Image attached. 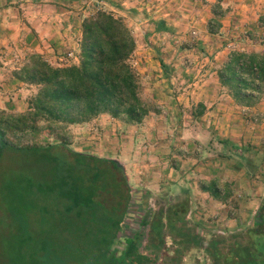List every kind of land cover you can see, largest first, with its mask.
I'll return each instance as SVG.
<instances>
[{"label": "rangeland", "instance_id": "rangeland-1", "mask_svg": "<svg viewBox=\"0 0 264 264\" xmlns=\"http://www.w3.org/2000/svg\"><path fill=\"white\" fill-rule=\"evenodd\" d=\"M115 1L127 10L139 11V15L130 18L127 10L108 6V9L125 17L134 26L139 41L134 65L142 76L143 96L152 112L140 126H128L108 116L86 126H69L65 139L75 152L118 160L126 169L131 201L122 235L115 245V249L119 250L118 255L125 248V234L139 229L148 215L154 217L168 204L178 201H189L187 219L191 225L200 229L205 243H211L216 236L229 238L244 234L252 225L264 199V162L254 178H250L246 169L238 167L239 163L235 160L219 159L217 154L222 145L218 137L244 146L252 145L260 152L258 157L263 156L262 138L253 140L251 137L264 135V113L252 114L249 109L242 107L228 112L220 110L222 107L217 110L210 108L202 120L195 122L190 114L193 108L176 106L175 100L191 90L190 85L194 89L201 88L208 81L211 83L212 76L213 79L214 76L217 78L218 69L231 52H264V27H258L257 22L261 15L264 16V8L258 13L254 11L250 25L243 22V26H237L240 23L237 18L242 19L237 13L241 11L243 3L240 0H227L225 6L230 5L232 10L220 19L218 32L210 34L208 24L213 18L215 0ZM101 6L107 7L103 3ZM87 9L92 10V2L89 0L83 3H71L70 0H0L1 112L25 113L29 100L36 95V87L14 79V72L26 64L31 53L43 55L55 66L74 65L78 49L76 28L81 26L78 14L81 11L87 12ZM145 15L155 20H165L175 30L172 34L154 33L149 37L152 45L159 48L160 58L154 48L145 43L144 35L154 32V26L150 24L149 18L145 19ZM251 31L255 32L253 40L245 42L247 33ZM161 58L179 72L174 73L170 81L162 76ZM219 113H226L233 118L230 115L232 113L236 117L235 123L230 120L214 125V120L218 122ZM231 122L235 126V133L241 134L243 140H234L230 136L231 128L227 125ZM238 129L241 133L236 132ZM228 133L229 136L225 138ZM213 138L214 150L211 151L209 141ZM51 141L56 143L53 139ZM28 144L30 140L24 138L22 145ZM219 163L231 164L237 171L233 173L227 166L218 174L214 169L215 164ZM3 166L6 168L8 162ZM29 166L30 169L24 167L20 171L28 175L36 168ZM217 175L237 183L233 199L238 205V211L233 206L220 204H217L219 208L213 205L209 211L198 209L197 195L201 181ZM203 197L201 200L207 199V196ZM2 203L0 199V264H14L15 257L20 255L21 244L28 252L29 256L26 257L29 264H32L33 258L39 260L40 264L106 263L95 262L96 255H92L94 251L91 244L85 245L84 239L75 241L72 232L75 235L79 232L63 226L59 235L61 242L54 245L52 250H49L48 243L38 245L43 249L37 255V244L31 242L28 236V218L24 217L22 221L10 217ZM232 239H227L228 243L222 245L229 247ZM168 243L170 245L172 241L168 240ZM194 256L186 257L184 264H212L210 257L203 252H196Z\"/></svg>", "mask_w": 264, "mask_h": 264}, {"label": "trees", "instance_id": "trees-1", "mask_svg": "<svg viewBox=\"0 0 264 264\" xmlns=\"http://www.w3.org/2000/svg\"><path fill=\"white\" fill-rule=\"evenodd\" d=\"M85 1L88 0H70L71 3ZM89 1L92 10L78 14L79 64L55 66L43 55L31 53L26 64L14 72L16 81L36 87L37 93L29 100L25 113L0 111V199L10 217L22 221L28 218V236L37 244V255L43 249L38 245L48 243L52 250L61 242L63 226L79 232V238L72 232L75 241L84 239L85 245L91 244L95 262L130 264L126 261L130 260L134 264L139 257L133 241H128L131 248L125 256L117 257L114 251L131 201L126 173L114 160L73 151L65 139L69 126H86L103 116L128 126H140L152 112L143 96L142 76L134 65L139 43L134 26L108 6L121 11L127 9L115 0ZM226 1L215 0L213 18L208 24L210 34L218 32L220 19L232 10L230 5L225 6ZM126 12L130 18L139 15L137 9ZM147 18L154 32L144 35L145 43L160 58L159 48L152 45L149 37L154 33L172 34L175 30L165 20L145 15ZM258 27H264V16ZM254 35L255 32H248L244 41H252ZM160 64L163 78L169 81L174 73H179L163 58ZM217 76L239 107L251 109L264 100V52H231ZM206 111V106L199 103L190 114L198 122ZM24 138L30 144L22 145ZM215 138L209 141L211 151ZM218 140L222 145L217 154L219 159L235 160L238 167L246 169L247 176L254 178L264 162V152L258 157L260 152L252 145L219 137ZM5 162H8L6 168ZM29 165L36 168L24 175L20 170ZM211 192L220 198L217 184L211 186ZM167 206L156 214L152 227L171 232L175 244L181 247L173 259L181 261L185 247L202 248L205 242L197 234L198 228L187 219L188 200ZM231 237L229 247L222 245ZM207 251L215 264H264V199L244 234L217 237L208 243ZM19 254L14 264H29L28 252L22 244ZM34 259L32 264H40Z\"/></svg>", "mask_w": 264, "mask_h": 264}, {"label": "crops", "instance_id": "crops-1", "mask_svg": "<svg viewBox=\"0 0 264 264\" xmlns=\"http://www.w3.org/2000/svg\"><path fill=\"white\" fill-rule=\"evenodd\" d=\"M241 3H243V5L241 6V11L238 12L237 14L242 16V19H238V21L240 22L239 24H237V26H243L241 25L243 22L247 23L250 25L249 22H252V15L254 14V11L261 12L262 8H264V0H240ZM263 17V15H261ZM241 18V17H240ZM259 21V19L257 20V22ZM236 24V23H235ZM234 24V25H235ZM258 24V23H255ZM225 26V25H224ZM78 29L77 34L75 35L77 38V47H79V41L81 38V29L80 27L77 26L76 30ZM77 53V51H76ZM58 54V53H57ZM73 58V57H72ZM76 61L74 64H79V58L78 55H76L75 57ZM59 66H63V65H59ZM66 66H69V64H66ZM215 79H213L212 76V80L211 83L208 81L206 84H204L201 88L194 89L192 88V85H190L191 90H187L185 93H183L182 95H180L177 100H175V105L176 106H184L185 108H193L195 106H197L199 103H202L206 106L207 111L210 110V108L217 110L218 107H222L220 108V110H224L225 112L231 111L232 109L234 110L235 108H240L235 101L231 98V96L228 94V92L220 85L219 83V79L218 76L217 78L214 76ZM210 105V107H209ZM249 111L252 114H263L264 113V102L261 101L257 106H255L254 108L249 109ZM234 112V111H233ZM231 116H233V118L231 119L229 115H227L226 113H219L218 114V122L216 120H214V125L216 123H221L222 121H224L225 123L227 121H232L235 123V119L236 117L230 113ZM179 117H181V114H179ZM229 123L227 125L228 128H231V137H234L236 139H242V135H237L235 133V126H232V123ZM241 129V128H240ZM240 129H238L236 132H240ZM262 130H264V127H262ZM229 136L228 134H225V138H227ZM241 137V138H240ZM253 140L261 139L264 142V135H260V136H253L251 137ZM252 143H256L255 141H251ZM260 142L258 141V144ZM264 147V146H263ZM217 162V161H216ZM202 164V163H200ZM215 168L214 172H217L218 174H221L223 172L224 169L227 168V166L233 173H235L237 171V169L232 166L231 164L227 165L226 163L223 164H215ZM191 171H189L190 173ZM193 172V171H192ZM232 176V175H231ZM223 180H228L227 182H224ZM213 184H217L218 188L220 189L221 193H220V198H216L215 196H213L212 192H211V186ZM237 183H235V181L233 180H229L227 178H225L223 175H217L213 178H208L206 177L204 181H201L200 185H199V194L198 196V204L199 210H204V211H209L210 208L213 207V205L217 208V204L223 205V206H228L231 207L233 206L235 208V211H238V205L236 203V201L233 199L234 195V186ZM202 196V197H201ZM203 196H207V199L205 200H201V198H204ZM232 202V203H231ZM223 206H221L220 208H222ZM219 208V207H218ZM219 215V214H218ZM124 225V224H123Z\"/></svg>", "mask_w": 264, "mask_h": 264}, {"label": "flooded vegetation", "instance_id": "flooded-vegetation-1", "mask_svg": "<svg viewBox=\"0 0 264 264\" xmlns=\"http://www.w3.org/2000/svg\"><path fill=\"white\" fill-rule=\"evenodd\" d=\"M154 217L150 215L145 218L140 225V228L131 231L127 234H125V248L123 251H121V255H118L119 250L115 249L114 251L117 254V257H123L126 255L127 251L131 248V246L128 244V241H133L136 243L137 246V253L139 259H137L134 264H184L186 262V257H194V254L196 252H203L205 255L209 256L212 264H215V261L213 260L212 256L207 251V243L204 244L202 248L199 247H191L187 248L185 247L182 251H184V255L182 256L181 261H176L173 258L178 255V251L181 247L179 245L175 244L174 238L170 231L167 229L160 231L159 229L153 228V222L156 219V214ZM188 218V217H187ZM164 222H166V219L164 218ZM197 234L201 236L204 240L203 233L198 228ZM122 235V232L119 234V236ZM221 237V236H216ZM214 238V239H215ZM168 240H171L172 243L169 245ZM205 242V240H204ZM222 247V246H220ZM143 258H147L144 260ZM193 258V259H194ZM127 263H130L132 261L126 260ZM194 262H197L194 260Z\"/></svg>", "mask_w": 264, "mask_h": 264}, {"label": "water", "instance_id": "water-1", "mask_svg": "<svg viewBox=\"0 0 264 264\" xmlns=\"http://www.w3.org/2000/svg\"><path fill=\"white\" fill-rule=\"evenodd\" d=\"M1 149H2V143H1V136H0V153H1ZM118 165L119 167H121L123 169V171L126 173V169L125 167L118 161V160H114Z\"/></svg>", "mask_w": 264, "mask_h": 264}, {"label": "built area", "instance_id": "built-area-1", "mask_svg": "<svg viewBox=\"0 0 264 264\" xmlns=\"http://www.w3.org/2000/svg\"><path fill=\"white\" fill-rule=\"evenodd\" d=\"M70 57L72 58V55H70Z\"/></svg>", "mask_w": 264, "mask_h": 264}]
</instances>
